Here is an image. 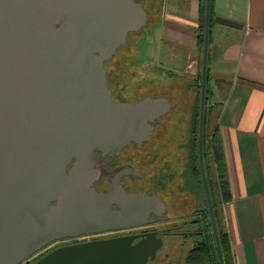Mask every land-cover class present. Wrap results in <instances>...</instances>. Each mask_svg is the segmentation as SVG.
Instances as JSON below:
<instances>
[{
  "label": "water",
  "instance_id": "95a60500",
  "mask_svg": "<svg viewBox=\"0 0 264 264\" xmlns=\"http://www.w3.org/2000/svg\"><path fill=\"white\" fill-rule=\"evenodd\" d=\"M145 22L134 0H0V264H18L56 239L141 227L165 213L155 193L126 192L117 177L107 191L91 188L104 172L94 152L141 145L175 105L151 96L122 102L107 87L103 62ZM209 27L205 0L198 159L224 264L202 153ZM127 174L141 176L119 171ZM161 244L155 230L129 233L59 246L35 264H146Z\"/></svg>",
  "mask_w": 264,
  "mask_h": 264
},
{
  "label": "crops",
  "instance_id": "0c3cea01",
  "mask_svg": "<svg viewBox=\"0 0 264 264\" xmlns=\"http://www.w3.org/2000/svg\"><path fill=\"white\" fill-rule=\"evenodd\" d=\"M153 4L143 58L166 72L171 84L177 82L175 75L197 80L202 57L198 26L205 0ZM212 12L214 18L241 25L231 27L213 19L207 62L209 100L216 113L230 194L223 205L228 240L233 264H264V0H212ZM135 54L141 58L138 49ZM184 255L186 251L178 254L172 249L164 260L183 264Z\"/></svg>",
  "mask_w": 264,
  "mask_h": 264
},
{
  "label": "trees",
  "instance_id": "16d2710c",
  "mask_svg": "<svg viewBox=\"0 0 264 264\" xmlns=\"http://www.w3.org/2000/svg\"><path fill=\"white\" fill-rule=\"evenodd\" d=\"M141 4L145 14L146 22L144 28L155 14L153 0H134ZM157 4V3H156ZM157 10V9H156ZM214 16L212 12V0L210 1V27H209V42L211 38V24ZM142 29V28H141ZM140 29V30H141ZM203 29H204V14L200 24L198 26V46L202 49L203 43ZM139 30V31H140ZM128 33L123 47L127 42L128 37H132L133 54L136 53L140 44L138 32ZM119 47V49H120ZM136 55V54H135ZM200 66V63H199ZM200 68V67H199ZM117 82V80H115ZM179 83V81H178ZM177 84V82L175 83ZM147 87V86H146ZM138 91L142 95L152 96L149 89L145 86L139 87ZM152 89V88H151ZM154 89V88H153ZM175 88H169L174 90ZM177 89V88H176ZM198 89L196 96L191 98L192 91ZM148 90V91H147ZM154 91V90H153ZM137 93V92H136ZM135 93V94H136ZM164 93V94H165ZM163 96V94H156V97ZM210 91H209V69L207 67V79H206V92H205V107H204V123H203V138H202V153L203 163L205 168V175L209 187V193L211 197V203L213 207L218 238L220 248L222 252L224 264H233L232 253L228 240L227 226L225 216L223 212V205L229 200L230 194L228 190V180L226 173V166L224 162V156L222 151V145L218 134V127L216 123V113L214 107L210 104ZM199 100H200V74L194 86L192 87L188 102L190 101V112L188 113V136L187 140L180 143L183 155V163L180 167H174L168 162H163L159 165L150 164L152 170L146 174V182L152 183L149 191L154 192L163 202L169 206L168 214L170 219H175L179 222L178 227L173 228L174 234L177 236L175 242L178 247H182L184 244L189 245L184 248L186 255H184L183 264H220L217 256L215 240L213 236L211 221L209 217L207 202L203 190L199 159H198V121H199ZM177 104V110L172 113L174 116H182L180 105ZM180 112V114H179ZM179 116V117H180ZM168 116H164L160 123H164V120ZM164 126V125H163ZM160 130V129H159ZM163 131V128L161 129ZM158 129H156V132ZM150 141V140H149ZM148 141V142H149ZM148 142L145 144H148ZM178 145V144H177ZM155 156V153H154ZM170 165V166H168ZM148 179V181H147ZM149 184V183H148ZM187 201V209H191L184 214H179L180 201ZM175 206V207H174ZM180 220V221H179ZM176 224V223H175ZM174 251L178 252V248ZM162 264H170L166 260Z\"/></svg>",
  "mask_w": 264,
  "mask_h": 264
},
{
  "label": "flooded vegetation",
  "instance_id": "af4514ba",
  "mask_svg": "<svg viewBox=\"0 0 264 264\" xmlns=\"http://www.w3.org/2000/svg\"><path fill=\"white\" fill-rule=\"evenodd\" d=\"M126 40V39H125ZM119 50V47L115 50L114 54ZM114 54L111 56V58L114 56ZM109 58L108 60H110ZM108 60L103 62V69L104 63ZM116 69H113L112 71H115ZM106 74V84L107 87L111 93V95L122 102H130L136 98L144 97L145 95H142L140 91H137L136 94L132 96V99L130 100H122L119 98V90L117 91L111 81H110V73L105 70ZM175 80L177 81L176 88L174 90L167 91L163 96L168 102L175 103V105L170 108L163 116H161L156 122L152 124V130L150 135L148 136L147 140L143 142L141 145L136 144H128L127 146H124L122 148H117L112 152H108L106 154H101L99 152H94V161L97 165H99L104 172L100 174V176L92 181L91 188L97 191H107L111 188V182L110 180L117 177L118 182H121L122 187L126 192H152L148 190H143L142 187L144 184H147L146 174L149 173L152 168L150 166V163H146L145 161H139L142 155V152L145 148V144L154 138V136H160L162 134V123H160L161 119L164 116L171 115L170 113L173 112L177 104L182 103L179 107L182 109L181 113H189L190 112V101L188 102L189 93L194 86V83L196 82V79H192L191 76L188 74H182V75H175ZM114 80H117L116 77ZM179 81V83H178ZM115 84V83H114ZM116 86V85H115ZM182 90H179V89ZM177 112L174 113L176 115ZM180 114V112H179ZM164 127V126H163ZM156 129H160V132H156ZM139 164V165H138ZM124 169H131L133 172L140 173L141 176H134L131 174L127 175H121L119 177V171ZM150 174V173H149ZM154 193V192H153ZM163 202V201H162ZM165 206V213L160 217L159 221L150 223L145 226L141 227H134V228H128V229H114V230H103V231H97L92 232L88 234H78L75 236L65 237L53 240L49 242L48 244L41 247L39 250L19 262L18 264H35V261L48 251L59 247L63 245H69L74 244L78 242H85V241H92V240H100V239H108L113 237H119L120 235H125L129 233H143L145 231L155 230L157 233V236H159L162 240L161 246L157 249H161L163 247L164 237H168L170 241H174L170 243L171 245L168 246L170 249H173L175 246V242L177 240V236L174 234V229L178 227L175 219H170V216L168 214L169 206L163 202ZM175 207V206H174ZM112 208L115 210H118V207L115 205H112ZM151 219H153V216H150ZM172 223V224H171ZM171 224V225H170ZM175 224V225H174ZM173 238V239H172ZM169 241V242H170ZM156 251V253H157ZM156 253L154 258H156ZM168 253L164 252L163 257H167ZM154 258L152 260H154ZM151 260V261H152Z\"/></svg>",
  "mask_w": 264,
  "mask_h": 264
},
{
  "label": "rangeland",
  "instance_id": "374dc122",
  "mask_svg": "<svg viewBox=\"0 0 264 264\" xmlns=\"http://www.w3.org/2000/svg\"><path fill=\"white\" fill-rule=\"evenodd\" d=\"M145 32L146 30L144 27L138 32V36L142 37L140 39V47L138 48L141 58L137 59V56L133 54V39L129 36L127 39L128 43H126L123 47H120V49L114 54V56L104 63L105 70L107 71V73H110V81L113 87L117 91L119 90V98L122 100L132 99V96L140 89L139 87L141 86H145V88L149 89V91H147L153 94L151 97H156V94L164 95L165 91L169 88L174 87L176 89V84H171L170 77L166 72L161 69H157L155 65H153L149 60L143 58V56H145L146 54L145 49H147L148 47L144 40V38L146 39V36H144L146 35ZM113 69L116 70L112 71ZM115 77L117 79V82H115L114 80ZM179 90L182 89L180 88ZM197 93L198 89L192 91L191 98H193V96H196ZM170 114L171 115H169L164 120V127L162 125V134L160 136H154V138H152L148 142L142 152L141 157H139V161H145L146 163H150L151 165L152 163H154V161L156 162V164L159 163V165L163 162H168L170 163V165H174V167H180L182 165L184 158L182 155L181 147L179 148V145L180 143H183L187 140L188 123L190 116L188 113H184L182 116L179 115L180 117L174 116L172 115V113ZM157 132L160 131L158 130ZM146 183L147 184H144L142 187L143 190H148L150 189V187H152V183H150L149 181ZM180 204L181 205L178 211L179 214H184L187 211L191 210L187 209V201H180ZM178 223L179 222H176V224ZM169 241L170 240L168 237H164V245L157 251L156 258H154V260L152 261H148L146 264H162L164 262L163 253H170L172 250L168 246H170V243L174 241ZM188 245L189 243L184 244L182 249V247H178V245L176 244L173 249L178 248L179 254ZM166 261L168 262L169 258Z\"/></svg>",
  "mask_w": 264,
  "mask_h": 264
}]
</instances>
